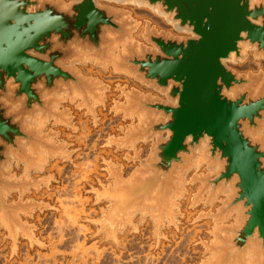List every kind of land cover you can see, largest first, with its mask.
I'll return each instance as SVG.
<instances>
[{
	"label": "water",
	"instance_id": "95a60500",
	"mask_svg": "<svg viewBox=\"0 0 264 264\" xmlns=\"http://www.w3.org/2000/svg\"><path fill=\"white\" fill-rule=\"evenodd\" d=\"M97 1L0 0V228L12 242L11 256L18 252V230L41 247L37 227L26 226L21 214L50 204L22 197L31 187L50 188L52 177L31 176L49 159L71 158L54 142L58 134L46 132L47 123L73 127L69 111H60L68 100L80 99L77 107L94 116L93 103H103L106 88L78 68L94 63L158 94L123 90L126 102L117 110L139 123L115 142L152 146L147 158L141 152L128 158L140 162L129 177L107 168L117 188L107 190L112 207L95 222L96 237L120 248L119 234L129 227L139 234L149 220L157 247L169 241L164 231H179L177 201L187 176L206 165L208 173L193 178L202 184L193 207L206 194V206L225 199L217 213L198 218L216 223L214 239L199 242L207 256L200 264H264V75L226 65L244 61L249 51L264 59V1L136 0L159 6L184 30L174 28L182 34L175 36L148 28L144 37L153 48L132 42L127 13ZM21 166L24 175L17 178L13 169ZM14 191L20 199L9 203Z\"/></svg>",
	"mask_w": 264,
	"mask_h": 264
},
{
	"label": "rangeland",
	"instance_id": "374dc122",
	"mask_svg": "<svg viewBox=\"0 0 264 264\" xmlns=\"http://www.w3.org/2000/svg\"><path fill=\"white\" fill-rule=\"evenodd\" d=\"M54 1H58V0H54ZM62 1L68 4L70 3V1H73V0H67V1L62 0ZM111 7L127 13L128 20L133 22V27H132L134 29L132 33L133 43H138L139 45H143L145 47L148 46V48L151 46L150 48H153V46L150 45L144 37L146 33L145 31L148 28L156 30L158 27L159 29V30L157 29L158 32L164 31L166 33L167 32L171 33L175 36L182 35L177 32H176L177 34L176 35L175 32H173L175 31V29H173L171 25L168 24L167 21L164 22L166 23L164 27L163 26L159 27V25H157V23L154 22L155 20L153 18L148 17V13H151V14L153 13L149 8L148 9L144 8L145 10H147L145 12L147 16L146 17L143 16L140 18L138 17L139 15L135 13H138V12L144 13L145 10L143 8L141 9L137 5H134V7L133 5H127L126 7L125 6L121 7L119 5L118 6L116 5V6H111ZM155 16L160 18V16L158 15H155ZM170 27L173 31L169 29ZM138 31L141 34L138 33ZM245 60L239 61L238 62L239 64L235 63L233 66L234 67L233 69L242 75H249V74H253V75L263 74L264 75V59L255 58L254 52L252 53V51H249V54ZM259 63L261 65H259ZM78 68L79 69L82 68L84 72L83 74L86 75L87 73L88 77L97 80L101 86L106 88V91L102 93L103 103H99V102L93 103L94 110H95V116H94L88 110V108L77 107L79 103L81 102L80 99H79L80 101L78 100L79 103L78 102L71 103V101L68 100L64 102L63 107L60 108V111H64V110L69 111V118L73 120L71 121L73 127H67L62 124L55 125V120H52L51 122L47 123L46 132L47 133L53 132V133L58 134V137L55 138L54 142L56 144H60V143L64 144L66 146V150L70 153L71 158L68 159L67 157H56V158L49 159L48 165L44 168L42 172L35 173L31 176V178L35 181L41 180L44 177H52V179L49 182L51 183L49 186L53 188V191H48L47 188L44 186H42L41 188L31 187L27 191H25V194L22 197L24 203L31 202V201H36V202L49 201L50 202V206L44 208L43 210H39V209L34 210L33 213L28 214V215L21 214L23 223L26 226L34 225L35 227H37V230L35 231V235H36V238H38L39 241L42 242L41 247L43 248L39 247L38 245H34L33 247H31L29 238L24 237V234L18 230L17 233H18V241H19L18 242L19 250H17L18 251L17 254L14 255V257H12L10 253V250H11L10 244L12 242L11 240H7L9 243L4 242L3 237L7 236V231L5 229L0 228V264H37V263L46 264V262L41 261L42 259L40 257L42 256L46 257L45 256L46 254H48L47 255L48 257L52 255L53 254L52 249L59 244L58 240L49 241L47 238H45L44 234L46 233V230L48 231V229H50L49 231H51V229L55 226L53 222L55 220H61V221L64 220L65 222L70 221V219L66 217V215L64 214L65 209L62 207L61 203L57 201L56 199L58 198L57 194L63 188L66 189L67 187H70L71 185H73V182L74 183L76 182L75 192H78V193H74L73 191V194L70 193L68 195V198L72 199L71 197L75 196L76 194L77 197L82 198V199L80 198L81 201H84V204L82 205L78 203H77V206L75 205L77 209L80 210L81 214L79 215L78 218H76L75 220L76 222L74 221V223L76 224L74 228L76 231L79 229L78 230L79 232L81 229V231L85 233L84 235L81 232V240H80L81 243L84 242V239H82V236L84 235L83 238L86 237L85 245L87 248L94 247V246L98 248V250L93 253V256L86 258V260L78 264H94V263L95 264H112V260L110 258H109V261L101 260L103 259V256H101L102 258L100 259L99 253H101V255L102 254L104 255L105 251L113 250L112 252L114 253V256H112V258L121 260L123 254H120L121 252L119 251L123 247L127 248V247L132 246L133 243H135V242H132L131 239L133 238V236L137 234H133V235L131 234L132 227H129L123 235L119 234L118 240L120 243L119 244L120 248L118 249V247L114 245L113 243L110 242V244H108L104 242L105 241L104 236L96 237L98 227L94 224L95 222L101 220L104 214L110 212V209L112 207L111 201L109 199L110 197L108 196L109 194L107 195V192H108L107 190H115L117 188L114 182V179L110 178V174L107 171V168H110L112 166V168L115 170L122 169L125 177H129L131 173L139 166L140 162L139 161L134 162L133 160L128 161V158L133 159L136 156L135 155L136 152H141L142 158L145 159L148 157L151 146H152V142H148V143L142 142L141 144L139 142L136 145L130 146V148H125V147L118 145L115 142L116 140H120L124 136L123 130H126L127 128L133 126V124L135 123L136 124L139 123L138 118L131 117L128 119H124V114L119 113L117 110L118 105H122L126 102V97L125 95H123V90H126V91L137 90L143 94H153L155 96L158 94L152 91L151 89L149 90V88L138 84L133 78H129L128 76L123 75V74L120 75V74L115 73L113 67H109L107 68V70H104L101 67H96L94 63L92 64L87 63L86 65H79ZM84 68L86 71L84 70ZM100 73H101V76H100ZM141 87H144V88L142 89ZM93 118H96L97 121H92ZM111 123L113 124V126ZM107 124H108V127H107ZM83 125L85 126L84 127L85 130H88V128H90L88 131L91 133V137L88 138L90 140L86 141L88 143L84 141H82L83 143L81 141H78V138L81 137V135L84 133ZM92 143H93V146H92ZM91 147L92 148L94 147V148L92 149ZM84 163L85 164L87 163V164L84 166L82 165ZM88 164L90 165L89 167L90 171L87 167ZM91 165L93 167H91ZM64 169L66 170V172L70 171L69 172L70 174L75 173L77 175L76 176L77 178L75 177L74 179L72 178L70 179L68 178V176H65ZM23 170H24L23 166H21L20 169L14 168L13 173L16 174L17 178H21L24 175ZM207 173H208V170H207V166L205 165L204 167L202 166L199 169L198 168L193 169L188 174L187 183L184 186L185 188V192L183 194L184 198L179 199L177 201L180 206V208L177 211H179L181 214V216L178 218L179 231L177 232L174 228H172L171 230L164 231L166 235H170V238H174V239L178 238L177 233L179 234V232H182V230L188 231L190 233L191 240L193 241L194 246H196V250L201 248L202 252H204L205 250H204V247L199 244V242L200 241L211 242L214 239V236L211 234V232L214 231V228L216 227V223L214 222L213 219L201 218L200 220L198 218L201 215L217 213L218 209L222 206L220 201L225 199V196L222 195L219 197L217 202H215L214 204L211 203L208 206H206L205 202L208 198V194H206L203 196L204 200L199 201L197 205L193 207L194 199L197 197L200 191V187L202 186L200 182L194 183L193 178L204 176ZM70 180L72 184L70 183ZM68 182L70 185L68 184ZM40 194H43V195H40ZM66 197L67 195L64 196L63 199H66ZM19 199H20L19 192L14 191L8 200H9V203H15V202H18ZM62 216L64 217V219H62L63 218ZM48 218L51 219V221L49 220L51 223H49L50 225L48 224V226H46L44 221L46 219L48 220ZM139 221H140V216L138 215L135 218V223L139 224ZM70 222H73V221H70ZM70 222L68 223L66 222L65 224L68 225L70 224ZM233 222H234L233 219L229 220L226 222L225 225H230ZM86 226H88V228ZM145 226H147V228ZM86 228L88 229L87 231H86ZM145 228L148 231H150L151 229L150 232H152L154 229L153 224L148 220L144 226L143 225L139 226V229L141 231L139 232V234L146 231ZM53 230L51 232L52 233L54 232L55 234V228H53ZM154 241H156L155 238H154ZM63 245L64 244L61 245L62 247L60 246L58 248L60 249L62 253H63V250L65 251L66 249L65 245L64 246ZM138 245L143 246V247L149 246L152 248V245L149 243V241L148 242L141 241V243H138ZM25 250L29 252L27 253V255L29 254L28 255L30 257L29 259L24 258L26 257ZM64 253H66V256L59 255V257H57L58 259L52 260L48 264H71L72 257L69 254L70 253L69 250H67ZM38 256L40 259L38 258ZM61 257H64V258H61ZM204 257L205 258L202 257V260L206 259L207 256H204ZM31 258H32L33 263L30 262Z\"/></svg>",
	"mask_w": 264,
	"mask_h": 264
},
{
	"label": "bare ground",
	"instance_id": "6f19581e",
	"mask_svg": "<svg viewBox=\"0 0 264 264\" xmlns=\"http://www.w3.org/2000/svg\"><path fill=\"white\" fill-rule=\"evenodd\" d=\"M67 1V0H66ZM71 2V1H70ZM97 3L98 4H100V5H102V6H127V5H133V7H134V5H137V6H139L141 9L143 8H146V9H148L147 7H148V5H147V3H137V1L136 0H98L97 1ZM120 7V8H121ZM129 7V6H128ZM123 10V9H122ZM145 10V9H144ZM153 13L151 14V13H148V12H150V11H148L147 13H148V17H151V18H153L155 21V23H157V25H159V27L160 26H163L164 27V25L166 24V23H164L165 21H167L168 22V24L169 25H171V27L174 29V28H177V29H179L178 28V24H177V22H175V21H172V19H170L169 18V15H164V14H162L161 12H160V8H159V6H157V7H151V9H150ZM143 11V10H142ZM147 10H145L144 11V13H142V12H138V13H135V14H138L139 16L138 17H143V16H147L146 15V12ZM153 14H155V15H158V16H160V18L159 17H156L155 15H153ZM152 19V20H153ZM151 20V19H150ZM152 22V21H151ZM153 22V23H154ZM137 23V22H136ZM150 27V26H149ZM166 27V26H165ZM169 27V26H168ZM171 27L169 28V29H171ZM139 28V27H138ZM155 28H156V26H155ZM157 29H158V27H157ZM156 29V30H157ZM137 30V29H136ZM146 30V29H145ZM159 30V29H158ZM172 30V29H171ZM181 32H183L184 30L182 29H179ZM144 31V30H143ZM173 31V30H172ZM146 32V31H145ZM173 32H175V34H176V31H173ZM172 32V33H173ZM138 33H140L139 31H138ZM168 33V32H167ZM141 34V33H140ZM146 34V33H145ZM133 35V34H132ZM177 35V34H176ZM137 36H138V34H137ZM140 36V35H139ZM143 36V35H142ZM180 36V35H179ZM137 38H139V37H137ZM136 38V39H137ZM134 39V38H133ZM143 39V38H142ZM134 41V40H133ZM136 41V40H135ZM148 47V46H147ZM151 47V46H150ZM248 50H249V47H246V50H245V53L246 52H248ZM252 53H253V51H252ZM248 54H249V52H248ZM251 56V55H250ZM233 61V60H232ZM245 61H247V60H245ZM248 61H249V59H248ZM261 61V60H260ZM92 64V63H91ZM234 62H226V65L229 67V68H231V69H233L234 67ZM239 64V63H238ZM259 65H261L260 63H259ZM236 66H238V65H236ZM80 68V67H79ZM93 68V67H92ZM236 68V67H235ZM89 69V68H88ZM80 70H82V68L80 69ZM84 70H85V68H84ZM92 70V69H91ZM234 70V69H233ZM86 71V70H85ZM235 71V70H234ZM82 72H83V70H82ZM88 72H90V71H88ZM100 72V71H99ZM113 72V71H112ZM84 73V72H83ZM85 75V74H84ZM121 75V74H120ZM85 76H87V73H86V75ZM100 76H101V73H100ZM88 77V76H87ZM126 77V76H125ZM114 78V77H113ZM117 78V77H116ZM118 79V78H117ZM129 79V78H128ZM127 79V80H128ZM133 80V79H132ZM132 82V81H131ZM135 82V81H134ZM136 83V82H135ZM142 89L144 88V87H141ZM150 90V89H149ZM146 91V90H145ZM148 92V91H147ZM146 92V93H147ZM80 101V100H79ZM79 103V102H78ZM73 121V120H72ZM113 123V122H112ZM111 123V124H112ZM112 126H113V124H112ZM85 126L83 125V129H84V133L81 135V137H79L78 138V141H84V142H86L87 140H90V139H88V138H90L91 137V133L88 131L90 128H88V130H85V128H84ZM88 127V126H87ZM107 127H108V124H107ZM110 127V126H109ZM82 129V130H83ZM109 129V128H108ZM111 129V128H110ZM107 130V129H106ZM63 133H65V132H63ZM93 139H94V137H93ZM92 139V140H93ZM96 141V140H95ZM91 142V141H90ZM83 143V142H82ZM86 143H88V142H86ZM142 142H140V144H141ZM139 144V145H140ZM90 145V144H89ZM92 146H93V143H92ZM89 147V146H88ZM92 148V147H91ZM94 148V147H93ZM92 148V149H93ZM89 149V148H88ZM96 149V148H95ZM110 149V148H109ZM89 151V150H88ZM90 153H92V152H90ZM89 154V153H88ZM90 155V154H89ZM88 156V155H87ZM73 157V156H72ZM89 158H90V156H89ZM87 160V159H86ZM83 162V161H82ZM95 162V161H94ZM87 164V163H86ZM85 163L84 164H82V165H86ZM81 165V166H82ZM24 167V166H23ZM87 167H88V169H89V167H90V165L88 164L87 165ZM86 167V168H87ZM91 167H93L92 165H91ZM204 167V166H203ZM50 169V168H49ZM88 169H87V171H88ZM92 169V168H91ZM65 170V169H64ZM204 170V169H203ZM205 170H206V168H205ZM204 170V171H205ZM85 171V170H84ZM89 171H90V169H89ZM70 172V171H69ZM69 172H66V170L64 171V175L65 176H68V178H72V179H74L77 175L75 174V173H69ZM79 172V171H78ZM77 172V173H78ZM86 173V172H85ZM74 174V175H73ZM83 174V173H82ZM87 174H89V173H87ZM62 175V174H61ZM80 175V174H79ZM82 176V175H81ZM87 176V175H86ZM189 177H190V175H189ZM67 178V177H66ZM77 178V177H76ZM79 178V177H78ZM82 178V177H81ZM87 178V177H86ZM188 178V177H187ZM80 179V178H79ZM68 181H69V179H68ZM79 181V180H78ZM70 183H71V180H70ZM76 183V182H75ZM74 182H73V185H71L70 187H67L66 189H62V190H60L59 191V193L57 194L58 195V198H56L57 199V201H59L60 203H61V205H62V207L65 209V215H66V217H68L69 219H70V221H73V222H70V221H66L67 223L68 222H70V224H68V225H66L65 223V221L64 220H55V221H53L54 222V224H55V226L53 227V228H55V234H54V232L52 233L51 231L53 230V228L51 229V231H49L50 229H48V231L46 230V233L44 234L45 235V238H47L49 241H56V240H58V242H59V244L56 246V247H54L52 250H53V254L52 255H50L49 257L47 256L48 254H46L45 256L46 257H44V256H42V257H40L42 260L41 261H43V262H46V264H48L49 262H51L52 260H55V259H58L57 257H59V255H63V256H66V253H64V252H66L67 250H69V254L71 255V257H72V262H71V264H78V263H81V262H83L84 260H86V258H89L90 256H93V253L95 252V251H97L98 250V248L96 247V246H94V247H89V248H87L86 247V245H85V238L86 237H84L83 238V236L85 235V233H83V231H81V229H80V232L77 230H75V223H74V221L76 220V218H78L79 217V215L81 214L80 213V210H78L77 209V203L78 204H84V201H81L80 200V198L81 197H77L76 196V194H75V196H73V197H71L72 199H70V198H68V195L71 193V194H73V191H74V193H78V192H75V188H76V184H75ZM78 183V182H77ZM68 184H69V182H68ZM72 184V183H71ZM70 185V184H69ZM74 188V189H73ZM42 192V191H41ZM40 195H43V194H40ZM67 195V197H66V199H63V197L64 196H66ZM17 196V195H16ZM71 196V195H70ZM39 197H41V196H39ZM53 197V196H52ZM54 198V197H53ZM68 198V199H67ZM82 199V198H81ZM55 200V199H54ZM91 200V199H90ZM40 201V200H39ZM56 201V202H57ZM8 202H9V200H8ZM93 202V201H92ZM88 204V203H87ZM76 205V206H75ZM80 207V206H79ZM82 210V209H81ZM89 211V210H88ZM87 211V212H88ZM44 212V211H43ZM51 213V212H50ZM39 214H41V213H39ZM91 214V213H90ZM47 216V215H46ZM63 217V216H62ZM46 218V217H45ZM67 218V219H68ZM53 219V218H52ZM62 219H64V217L62 218ZM47 220V219H46ZM44 221V223H45V225L46 226H48V224L49 223H51L50 221H51V219H49L48 218V220L47 221ZM50 220V221H49ZM54 220V219H53ZM52 222V223H53ZM65 222V223H64ZM76 222V221H75ZM78 224V223H77ZM50 225V224H49ZM149 225V224H148ZM85 226V225H84ZM87 228H88V226H86ZM146 228H147V226H145ZM149 227V226H148ZM78 228V227H77ZM83 228V227H82ZM86 228V231L88 230ZM145 228V230H147ZM151 228V227H150ZM90 229V228H89ZM153 229V228H152ZM84 230V229H83ZM54 231V230H53ZM144 231V230H143ZM150 231H151V229H150ZM4 232V231H3ZM38 232V231H37ZM81 232L84 234L83 236H82V239H84V242L83 243H81L80 242V240H81ZM85 232V231H84ZM141 232V231H140ZM38 234V233H37ZM42 234V233H41ZM130 235V234H129ZM133 235V234H132ZM152 235H153V231H152ZM42 237V236H41ZM132 237V236H131ZM134 237V236H133ZM101 238V237H100ZM5 242H6V240H5ZM148 242V241H147ZM9 243V242H8ZM42 243V242H41ZM150 243V242H149ZM62 244H64L65 245V247H66V249H65V251L63 250V253L60 251V249H58ZM120 244V243H119ZM151 244V243H150ZM24 245V244H23ZM27 245V244H26ZM45 245V244H44ZM63 245V246H64ZM21 247V246H20ZM32 247V246H31ZM46 247V246H45ZM62 247V246H61ZM19 248V247H18ZM43 248V247H42ZM119 249V248H118ZM19 250V249H18ZM33 250V249H32ZM27 253H29L27 250H25V256L26 257H24V258H27V259H29L30 257L27 255ZM42 254V253H41ZM41 254H40V256H41ZM109 254V250H107V251H105V253H104V255L102 254L101 255V253H99V258L101 259L102 257L101 256H103V257H107V255ZM38 258H39V256H38ZM39 258V259H40ZM61 258H64V257H61ZM14 259V258H13ZM39 259H38V261H39ZM112 259V258H111ZM34 260V259H33ZM102 260V259H101ZM100 260V261H101ZM11 261H12V259H11ZM28 261V260H27ZM30 262L31 263H33L32 262V258H31V260H30ZM56 262V261H55ZM97 263V262H96ZM38 264V263H37Z\"/></svg>",
	"mask_w": 264,
	"mask_h": 264
},
{
	"label": "built area",
	"instance_id": "2783aa9c",
	"mask_svg": "<svg viewBox=\"0 0 264 264\" xmlns=\"http://www.w3.org/2000/svg\"><path fill=\"white\" fill-rule=\"evenodd\" d=\"M178 232V231H177ZM169 241L163 240L159 247L157 241H154L152 232L146 230L140 234L135 235L131 240L133 243L130 247H123L119 252L122 259L112 258L114 256L113 250L109 251L107 257L102 260H112V264H200L203 257L202 249L196 250L190 233L183 231L177 233L178 238H170ZM180 237V238H179ZM141 241H149L152 248L147 246H139ZM138 242V243H137ZM198 251V252H197ZM126 254V255H125Z\"/></svg>",
	"mask_w": 264,
	"mask_h": 264
},
{
	"label": "crops",
	"instance_id": "0c3cea01",
	"mask_svg": "<svg viewBox=\"0 0 264 264\" xmlns=\"http://www.w3.org/2000/svg\"><path fill=\"white\" fill-rule=\"evenodd\" d=\"M92 121H94V120H92ZM50 175H52V174H50ZM47 190H48V191H53V188L50 187V188H47ZM45 203H49V204H50L49 201H45ZM3 240H4V242H5V237H3ZM7 242H8V241H6L5 243H7ZM11 245H12V244H10V249H11ZM11 252H12V250H10V253H11Z\"/></svg>",
	"mask_w": 264,
	"mask_h": 264
}]
</instances>
